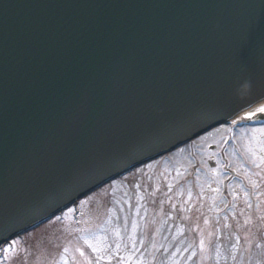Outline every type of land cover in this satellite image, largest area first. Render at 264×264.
<instances>
[{
  "label": "water",
  "instance_id": "water-1",
  "mask_svg": "<svg viewBox=\"0 0 264 264\" xmlns=\"http://www.w3.org/2000/svg\"><path fill=\"white\" fill-rule=\"evenodd\" d=\"M233 118L264 120V0H0V245Z\"/></svg>",
  "mask_w": 264,
  "mask_h": 264
},
{
  "label": "rangeland",
  "instance_id": "rangeland-1",
  "mask_svg": "<svg viewBox=\"0 0 264 264\" xmlns=\"http://www.w3.org/2000/svg\"><path fill=\"white\" fill-rule=\"evenodd\" d=\"M0 264H264V121L133 167L0 245Z\"/></svg>",
  "mask_w": 264,
  "mask_h": 264
},
{
  "label": "clouds",
  "instance_id": "clouds-1",
  "mask_svg": "<svg viewBox=\"0 0 264 264\" xmlns=\"http://www.w3.org/2000/svg\"><path fill=\"white\" fill-rule=\"evenodd\" d=\"M250 83L248 82H245L241 85L240 89H238V94L241 95L242 93V90H245V89H250Z\"/></svg>",
  "mask_w": 264,
  "mask_h": 264
},
{
  "label": "bare ground",
  "instance_id": "bare-ground-1",
  "mask_svg": "<svg viewBox=\"0 0 264 264\" xmlns=\"http://www.w3.org/2000/svg\"><path fill=\"white\" fill-rule=\"evenodd\" d=\"M239 119H242V118H233V121H236V120H239ZM246 119H248V118H246Z\"/></svg>",
  "mask_w": 264,
  "mask_h": 264
},
{
  "label": "snow or ice",
  "instance_id": "snow-or-ice-1",
  "mask_svg": "<svg viewBox=\"0 0 264 264\" xmlns=\"http://www.w3.org/2000/svg\"><path fill=\"white\" fill-rule=\"evenodd\" d=\"M6 251H7V249H6Z\"/></svg>",
  "mask_w": 264,
  "mask_h": 264
}]
</instances>
